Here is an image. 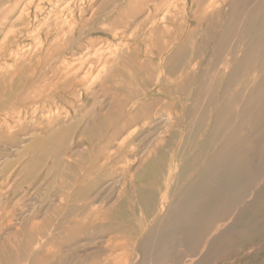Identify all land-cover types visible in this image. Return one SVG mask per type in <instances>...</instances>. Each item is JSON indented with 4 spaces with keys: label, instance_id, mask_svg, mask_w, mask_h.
I'll return each mask as SVG.
<instances>
[{
    "label": "rangeland",
    "instance_id": "obj_1",
    "mask_svg": "<svg viewBox=\"0 0 264 264\" xmlns=\"http://www.w3.org/2000/svg\"><path fill=\"white\" fill-rule=\"evenodd\" d=\"M104 1L107 2L104 4ZM161 1L145 0L143 2V0H133L130 6V0H92L88 8L91 6L89 10H96L95 8H97L106 11L115 4L117 8H119L118 6L121 8H116V12H113V15L109 17L111 20L114 16L121 19L120 15L125 17L128 15L125 19H130L134 23L143 24L150 21V24L159 28L168 26L169 28L178 29L179 23L183 21V10L188 8L187 0H163V3ZM234 1L238 4L233 10V23H230L233 26V37L229 39L222 37L219 41L223 47L230 45L233 48V60L229 64L227 63L228 66L224 63L231 56H227V58L222 55L217 61L209 62V59H207L208 53H204L201 58L198 55L194 61L205 70L194 76L190 73L188 75L181 74L182 62L189 56L192 40L195 41L199 49L202 48L204 51L208 49V43L200 45L195 38L189 39V43H187L186 34L174 39L175 37L171 31L168 33V31L165 32L161 28L162 32L156 34V32L149 30L150 24L147 27L144 24L142 28L137 30L136 37L133 35L127 38L130 45L135 42L137 47L136 50L130 51L132 53L131 57L134 58L137 53L138 55L140 53V55L137 61L130 60L131 58L128 57L129 60L126 59L123 65L120 64L121 69L115 76V80H112L111 85L107 88L111 93H103L108 90H100L96 82L92 85V91L95 93L98 90L97 93L94 95L90 93L86 97H81L82 101L72 109L70 119L72 117L84 118V120L91 119L86 131L73 133V135L66 137L67 140L66 138L55 140L49 137L50 133L53 134L55 131L54 129L52 131L53 126H49L47 129L44 128L48 131V137H45L44 143L40 144L39 141L36 144L33 142L32 137L26 134L33 133L34 128L44 123H38L39 120L43 119L41 117L29 127L14 132L13 137L4 138L3 136L0 139V190H7L9 187L14 191L13 195L8 197L9 201L14 197H16L14 200L19 198L24 193L23 202L20 201L23 204L32 195L39 196V202H37L33 214L24 219L28 222H26V228L21 229L23 232V238L21 239L23 241L26 238L28 240L29 236L33 239L39 236L40 239L44 238L46 248L51 246L54 247L51 249H58L61 246L59 251L63 258L60 264H112L111 259H107L109 255H116L118 259H128L130 261L128 264L134 262L136 258L134 244L138 242L141 232L146 230L147 227H151V230L156 232L164 221L162 218L156 219L155 217L160 200H162L164 194H169L172 191V184H167V179L171 177L170 182H172L178 176L183 178L190 172V169H187L188 172L182 171L179 174V169L176 166L182 167L183 162L195 153L198 156L196 163L205 162L212 155L215 140L222 141L225 139L229 134L228 132L236 127L240 118L246 115V112L241 108V104L252 92L258 101L262 100V104L259 105V103L253 109V113H250L246 118L250 117L252 121L258 114L263 118L257 130H253L248 122H245L239 130V137L247 141L242 145L241 150L248 149L246 148L247 145L252 148L250 158L252 174L241 186V188L247 186V189H241L243 195L242 191L233 194L232 201L224 202L221 210L218 212L214 210L212 217L204 218L195 236L192 234V236L183 239L177 231H174L161 239L160 242L158 241L159 244L152 255L153 262L151 264H264V84L259 86L258 83V79L264 75V52L260 49V51L257 50L252 54V47L258 33L254 30L255 26L252 27V25L253 21L260 18L262 13L252 12L248 8L251 7L250 3L261 0ZM99 4L102 6L99 7ZM169 4H171V7ZM148 9L151 15H148L149 18L147 17V19L144 18V15ZM117 12L120 15H116ZM129 13L133 15H129ZM115 17L114 19H116ZM224 23L225 20L222 23L215 20L211 27L228 35L230 28H227ZM147 31L150 36L145 37L148 34ZM151 44L153 45L151 46ZM170 45H172V49L169 55H173V58H170L166 53L167 47ZM157 47H161V52L165 53L162 59L159 58V54L151 56L150 53L147 55L143 53L149 48L154 50ZM179 47L183 48L185 52L176 53ZM261 59L263 65L260 69ZM114 61L112 64L115 63ZM241 66V72L235 76L233 81H230L231 68L235 69ZM158 76H160L159 81ZM183 80L190 86L187 87L186 84L179 85ZM119 83L120 85H118ZM196 86L199 87V90L196 91V95H192L193 92H190V89H196ZM253 87L257 88L253 89ZM115 88L121 90H115ZM14 96H16L15 92L1 99L13 98ZM95 96L96 103L93 102ZM116 97L119 99L124 98L123 101L127 109L134 108L135 114L129 118L130 120L123 122L126 125L146 121L145 117L150 113H157V115L170 113L171 123L170 125L161 124L160 122L157 124L155 121L152 124L145 125L146 127H141L139 132L125 142L121 147L122 149L115 152L113 147L117 137L114 139L115 134H113V131L112 134L110 132L107 134L109 128L104 125L112 121L111 114L118 111L116 108L119 107L118 105H120L123 98L119 100L118 98L115 99ZM232 97L233 102L231 104L229 102H231ZM99 98L101 99L99 100ZM139 98L141 101H138ZM111 99H113V103L110 104L108 102ZM115 100H118V102ZM196 100L199 101L195 110L197 115L195 114V117L191 118L187 114V108L190 103ZM32 101L34 100L30 102ZM23 102L29 103V101ZM58 102L66 105L61 99ZM91 107L95 109L92 116L86 113L87 110L92 109ZM217 112L219 113V123L213 132L209 123L214 121V114ZM229 112L233 114L230 115V118L227 117ZM255 112L257 113L256 116L254 115ZM188 120L189 125L186 123ZM81 128L83 129V126H80ZM253 147L256 149H253ZM149 152L152 153L148 154L150 155L149 158L157 155L155 161L151 162L152 164H160L159 170L150 166L148 170L143 167L142 170L137 172V164H128L129 167L126 165L128 162L124 163L127 159L131 160L132 157L144 158ZM117 179V185L119 186L113 187L112 183ZM154 180L157 182L154 183ZM118 195L120 200L117 198ZM148 195H151L150 198L153 204H149L151 201ZM238 195L241 197H238ZM60 197L66 203V209L59 214H54L52 217L49 216L50 221L44 225L42 223L44 210L52 200ZM12 203L1 204L0 206V237L4 235L9 220H13L12 223L14 224V219L20 216L18 214L19 210H14ZM89 203L99 206V208H102L101 211L99 213L93 212L89 209ZM18 204L17 207H21L20 203ZM6 206L8 209L5 208ZM112 206L116 207L109 211ZM21 208L25 210V214L29 212L28 207ZM3 211L8 212L7 214H10L11 218H8L10 215L6 216L5 212L4 215ZM1 215L3 216L1 217ZM3 217L7 219V223ZM14 227L21 228L20 225ZM115 234L118 235L116 241L113 238ZM59 235L60 237H58ZM171 237L173 239L170 242ZM123 239L126 242H123ZM124 243L126 244L124 245ZM68 246L72 248V251L70 250L71 254H74L72 258L69 256V252L66 251L69 248ZM168 251L171 252L169 255ZM158 256L160 257L158 258ZM47 257L52 260V256ZM46 264L55 263L52 260L47 261Z\"/></svg>",
    "mask_w": 264,
    "mask_h": 264
},
{
    "label": "bare ground",
    "instance_id": "obj_2",
    "mask_svg": "<svg viewBox=\"0 0 264 264\" xmlns=\"http://www.w3.org/2000/svg\"><path fill=\"white\" fill-rule=\"evenodd\" d=\"M91 1L92 0H0V139H2L3 136L4 138L13 137L14 132L21 130L22 128L25 129L29 127L34 121H37L41 117L45 121H42V119L39 120L38 123H44L39 125V127H33V133L26 134L32 137L33 142H35L36 144L39 141L41 142L40 144H42V142L44 143L45 137H48V131H46L44 128L47 129L49 126H53L52 131L53 129L55 130L53 134L50 133L49 137L55 140H62L67 136L73 135V133L77 134L79 131H86L91 119L84 120V118L76 117H72L70 119V115L74 106L82 101V99H80L81 97H86L90 93H92L93 95L97 93L98 90L95 91V93L94 91H92V85L96 82L98 83L100 90H108L107 88L111 85L112 80H115V76H117L119 70L121 69L120 64L123 65L128 57L131 58H129L130 60L133 59L137 61L140 53L139 55L137 53L134 58L131 57L132 53L130 51L136 50L137 47L135 42L130 45V41L127 38L132 37L133 35L136 37L137 30L139 28H142V25L144 24L147 27L150 24V21H147L143 24H138L136 21V23H134L130 21V19L126 20L128 15L127 17H125L118 14V12L116 13V15H120L121 19H118L116 18L117 16H114L116 19H114L113 17V20H111L109 19V17H111L113 15V12H116L117 9L121 8L120 6H118L119 8H117V5L114 4L111 9H107L106 11L99 10L97 8H95L96 10H89L91 6L89 8L88 6ZM131 1L133 0H130V6ZM144 1L145 0H143V2ZM106 2L104 1V4ZM139 2L137 3L140 4ZM104 4L102 3V5ZM187 4L188 8L183 10V21L179 23L181 20L180 19L179 22H177L179 23L178 29L169 28L168 26H165L163 28L160 27L165 32L168 31L169 33V31H171L173 36L175 37L174 39H178L186 34L187 43H189V39L191 38H195L197 41H199L200 45L205 44L206 42L208 43V49L204 51L202 50V48L199 49L195 44V41L192 40L190 44L189 56L184 60V62H182V69H180L181 74L188 75L190 73L192 74V76H194L202 72V70H205V68H202L197 62L194 61L198 55H200L199 57L201 58L204 53H208L207 59H209V62L217 61L222 55L225 57L231 56V58L226 59L227 62L224 63L228 66L229 62L233 60V48L230 45H225V47H223V45H220L219 41L222 37H224L225 39L233 37V26L232 24L230 25V23H233V10L237 6L238 2H233V0H187ZM102 5L99 4V7ZM169 5L171 7V4ZM250 6L251 7L248 8L249 10H252V12L262 13L260 18H257L253 21L252 25V27L255 26L254 30L258 32L256 37L257 39H255V43L252 47V54H254L255 51H260V49H262V52H264V1H254L250 3ZM155 7L156 5L154 6V8ZM167 8L169 7L167 6ZM149 9L144 15V18H149L148 15H151L149 14ZM177 11L179 12L180 10ZM130 14L131 13H129V15ZM172 19H174V17H172ZM110 20L111 22L108 23V21ZM215 20H217L218 22L220 21L221 23L225 20L224 24L225 26H227V28H230V33L226 35L225 33H222V31L211 27V24H213ZM155 27L157 26H153L152 24H150L149 30L151 32H156V34H160L162 30H160L159 27ZM147 33L148 34L145 37H148L149 32L147 31ZM152 38L153 37L151 36V39ZM157 38L159 39V37ZM165 44L166 43L164 41V45ZM152 45L153 44H151V46ZM171 46L172 45L167 47V55L170 54V51L172 49ZM182 52H185V50L181 47L176 50V53ZM143 53L145 55L150 53L151 56L159 54V58L161 59L163 54H165L161 52V47H157L154 50H152V48H149L147 51H143ZM169 57L173 58L174 56L169 55ZM247 58L250 59L251 57ZM113 61L115 63L112 64ZM146 62L148 61L146 60ZM262 62L263 60L259 64L260 69L263 65ZM241 69L242 66L235 69H233V67L231 68L229 74L230 81H233V79H235V76H237V74L241 72ZM158 72L157 74H159ZM157 78L159 81L160 76H158ZM260 79H258V83L260 84L259 86H262L264 84V75ZM185 84L187 87L190 86L184 80L179 83V85L181 86ZM118 85H120V83ZM124 87L126 88V85ZM255 88L253 87V89ZM116 89L119 90L120 88H115V90ZM248 89L250 90V88ZM190 90V92H193L192 95H196V91L199 90V87L196 86V89L191 88ZM14 92L16 93V96H14L13 98L1 99L4 96L13 94ZM107 92L111 93L110 90L103 93L107 94ZM121 93L125 94L123 92ZM19 95H21V97H19ZM117 98L118 97H116L115 99ZM60 99L63 100L66 105H64L63 103H59L58 101ZM100 99L101 98H99V100ZM31 100L34 101L30 102ZM123 100L124 98L122 99L120 105H118L119 107L116 108L118 109L117 112H113V114L111 111L112 121H109L106 125H104L109 128L107 134H109V132L112 134L113 131V134H115L114 139L115 137H117L115 139L116 141L113 147V150L115 149V152L122 149L121 147L125 144V142H127L128 139L134 136V134L139 132L141 127H146L145 125L152 124L155 121L157 124L158 122H160L161 124L164 123L170 125V113L157 115V113L155 114L153 112V114L150 113L145 117L146 121H142L139 124L126 125L123 122H127V120L132 117L133 114H135V111L134 108L127 109ZM139 100L141 101L140 98L138 99V101ZM23 101H29V103ZM109 101L110 102L108 103H113V99ZM115 101L118 102V100ZM261 101V99L260 101H258V99L253 96L252 92L251 94L249 93L244 103L241 104V108L244 112H246V115L240 118L238 124L234 129L232 128L233 126L231 127L232 130L228 132L229 134L225 139H223L222 141H220L219 139L215 140L212 147V155H210V157L207 158L205 162L196 163L198 156L197 153H195L192 156H189V158L183 162L182 167L176 166V168L179 169V174L182 171L188 172L189 169L190 172H188V174L183 178L178 176L172 182H170L171 177L167 179V184H172V191L169 194L163 193L164 196L162 197V200H160V204L157 208L155 217L156 219L162 218L164 219V221L160 225V228L158 227L159 230H157L156 232H153L151 230V227H147L146 230L141 232L138 238V242L134 244L136 258L134 262H131L130 264H151L153 262L152 255L154 251H156L160 240L174 231H177V233L183 239L192 236V234L195 236V233L199 230V226L203 222L204 218L210 217L214 210L215 212L221 210L224 202L228 200L232 201L233 194L235 195V193L242 191L241 189H243L244 187L241 188V186L252 174V170L250 168L252 148L248 145L246 146V148H248L246 149L248 154L246 150H241L242 145L247 141L239 137V130L242 128L245 122H248L253 130H257V127L260 126L263 117L260 114L257 115V113L255 112L256 114L254 115L257 116L251 121V118H246V116H248L250 113H253V109L258 106L259 103V105L262 104ZM93 102H97L96 96L93 99ZM198 102L199 101L196 100L188 105L189 107L187 108V114L188 116H191V118L195 117V110L198 107ZM232 102L233 97L231 102L229 103L232 104ZM133 103L135 104L134 100ZM91 108L92 109L90 110H85L87 115L92 116L94 114L93 111L95 109L93 107ZM137 112L139 113V111ZM229 113L227 114L228 118H230V115H233ZM214 117V121L209 123L211 131L213 132L215 131L216 126L219 123V113L217 112L216 114H214ZM186 123L189 125V120ZM80 126H83V129H80ZM253 149L256 148L253 147ZM148 154L152 153H147L144 158L140 157L138 159L136 157H132L131 160L127 159L124 161V163L128 162L126 163V165L134 163L137 164V172L138 170H142L143 167L148 170L150 166L159 170V166H161L160 164H152V162L155 161V157H157V155L153 156V158L151 157V159L149 158L150 155ZM117 182L118 179L114 181V183H112L114 185L113 187L119 186L117 185ZM156 182L157 181H155L154 183ZM8 188L7 190H0V206L1 204L7 205L9 203H12L14 198H16L14 197L11 201H9L8 197L10 195H13L14 191ZM244 189L246 190L247 186ZM241 193L243 195V191ZM24 196L25 194L22 193L20 197L15 199L12 203V207L14 208V210H19L18 214H20V216L17 217V219H14V224L12 223L13 220H9V225L4 232V235L0 237V264H46L47 261L52 260L55 264H60L63 258V255H61L59 251V248L61 246H58V249H51L54 248L51 246L46 248L45 242L43 241L44 238L40 239L39 236L38 238L34 239L33 237L29 236V239L26 240V238L24 241L21 239L23 238V232L21 229L26 228L25 225L27 224L26 222H28L24 221V219H26L25 217H29L31 214H33V210L36 207L37 202H39V196L37 197V195H32L29 199H26L24 201L25 204H23L22 200ZM148 196L149 200L151 201V195ZM61 197L52 200L47 205L46 209L44 210L42 222L44 223V225L50 221L49 216L52 217L54 214H59L66 209V203L63 202V198ZM118 197L119 195L117 196V198ZM238 197L241 196L238 195ZM4 199L5 201H3ZM118 200L120 199L118 198ZM18 203H20L21 207H28L29 212L25 214V210H23L21 207H17L19 205ZM149 204H153L152 201ZM115 207L112 206L109 211H111ZM5 208H7V206ZM89 209L95 213H99L102 208H99V206H95L94 203H89ZM4 212L5 211H3L4 215L5 213L6 216L10 215L7 214L8 212ZM12 212L14 211L12 210ZM2 216L3 215H1V217ZM8 218H11V215ZM3 219L5 220L6 218L3 217ZM17 225H20L21 228L18 229L17 227H14ZM58 237H60V235ZM113 238L116 241L118 235L115 234ZM172 239L173 237H171L170 242ZM123 242L126 241H124L123 239ZM173 243L174 241L172 242V244ZM125 244L126 243H124V245ZM68 247L69 248L66 249V251L67 253L69 252V256L72 258V256L74 255L71 254L72 248L71 246ZM158 253L160 255V252ZM167 253L169 255L171 252L169 253L168 251ZM47 256H52V260H50L51 258ZM160 256H158V258ZM107 259H111L112 264H128L130 262L125 258L118 259V256L116 255H109V258Z\"/></svg>",
    "mask_w": 264,
    "mask_h": 264
}]
</instances>
